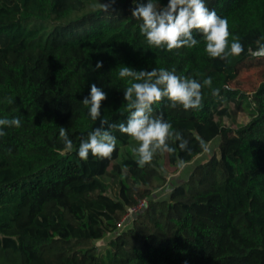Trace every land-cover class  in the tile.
I'll list each match as a JSON object with an SVG mask.
<instances>
[{"label": "trees", "instance_id": "16d2710c", "mask_svg": "<svg viewBox=\"0 0 264 264\" xmlns=\"http://www.w3.org/2000/svg\"><path fill=\"white\" fill-rule=\"evenodd\" d=\"M135 1L115 0L103 12L99 2L109 0H0V119L21 120L19 128L0 126L6 133L0 137V254L10 264H264V82L253 94L227 86L237 64L264 44V0H204L227 19L229 49L234 38L243 45L239 56L226 60L207 54L197 30L193 48L149 46L141 21L131 15ZM158 2L166 6L168 0ZM97 61H102L98 70ZM121 65L175 69L200 82L212 78L220 92L212 96L202 88L199 109L173 108L167 98L152 106L191 151L170 140L174 154L158 151L140 166L132 151L139 142L113 129L117 143L110 158L91 153L79 158L80 140L101 126L100 119L126 124L130 78L119 77ZM93 83L107 97L96 121L81 102ZM237 112L249 117L245 125L222 124ZM60 127L74 145L67 154ZM200 139L206 144L218 139V157L193 172L191 187L176 200L147 199L156 158L166 154L170 165L188 164L204 152ZM121 147L131 153L118 159ZM139 200L146 201L144 207L118 231ZM106 236V249L90 252ZM55 241L64 251L66 244L75 250L52 261L45 250ZM80 253L81 259L75 257Z\"/></svg>", "mask_w": 264, "mask_h": 264}, {"label": "clouds", "instance_id": "9594fccd", "mask_svg": "<svg viewBox=\"0 0 264 264\" xmlns=\"http://www.w3.org/2000/svg\"><path fill=\"white\" fill-rule=\"evenodd\" d=\"M114 2L115 0L99 2V10L108 12ZM131 15L141 21L140 33L147 44L158 49L171 51L182 47L193 48L198 44L193 35V30H197L205 41V51L212 58L226 60L228 56H239L244 51L238 38L233 39L229 49L230 32L227 19L218 16L214 10H209L204 0H168L166 6H161L158 0H147V3H137ZM256 55L264 57V44H260ZM101 67L102 61H97L95 69ZM119 77L130 78V86L124 90V101L130 110L126 124H113L107 119H100L101 126L89 132L87 138L80 140L79 158L87 160L89 153L110 158L117 143L113 129L139 142V147H133L132 151L138 155L137 163L140 166L151 163L158 151L174 154L177 149L169 146L170 140L179 142L181 151H191L188 141L173 130L169 122L161 115L153 114L152 106L167 98L173 108L181 105L185 110L199 109L203 106L202 88L207 86L212 96H217L220 92L219 88L212 87V78L207 77L200 82L177 75L175 69L153 68L151 71H137L123 65L120 67ZM106 98V93L95 83L90 86L89 95L81 102L90 106L88 114L91 120L100 118L101 102ZM13 102L11 98L8 99V103ZM0 126L19 128L21 120L19 117L2 118ZM4 135L6 133L0 130V137ZM59 137L64 144V153H70L74 145L64 127L59 128ZM199 143L204 152H211L203 139ZM183 165L184 161H179L178 166Z\"/></svg>", "mask_w": 264, "mask_h": 264}, {"label": "rangeland", "instance_id": "374dc122", "mask_svg": "<svg viewBox=\"0 0 264 264\" xmlns=\"http://www.w3.org/2000/svg\"><path fill=\"white\" fill-rule=\"evenodd\" d=\"M138 1V0H137ZM137 1L131 2L132 10H134V6H136ZM139 3H143L139 1ZM264 82V57L256 56L255 54L245 57L241 60L236 68L234 77L228 81V88L233 92H241L245 94H253L259 87L261 83ZM231 109L233 105L230 104ZM249 121V117L244 112H237L231 119L223 118L221 120L222 124L226 127L237 129L240 126L245 125ZM217 143L218 139L213 140L209 144V148L211 149L210 153L203 152L202 154L194 157L188 164L183 165V167H179L178 164L170 165L166 154H162L160 157L156 158V163L158 167H156V176H151L150 183L152 186L151 194L147 199H153L157 201H161L164 204H167L173 200L178 198V195L184 194L186 190L191 187L192 183L190 182L191 178L194 176L193 172L196 171L200 166H205L209 164V162L213 158H217ZM129 152L127 148H120V155L118 159H121V156L124 153ZM153 167V164H150ZM218 168L217 171L218 172ZM125 174V171H123ZM123 174L121 175V179L123 180ZM159 176L163 179H158ZM197 178V177H196ZM133 181V178L130 177L128 181L124 180V184L128 185ZM161 184L160 187H157ZM115 186L110 187V195L115 193ZM128 221H126L122 227H119L118 231H122L125 226H127ZM110 239V236H106L105 238L94 242L93 248L94 250H90V252L94 254H100L103 250L106 249L107 243ZM61 242L55 241L53 242L46 250V256L52 260L57 261L60 258H66L68 253L73 252L71 244H66L65 248L67 251L61 249ZM78 259H81V253L76 254ZM88 263V259L84 260ZM11 259L0 254V264H10Z\"/></svg>", "mask_w": 264, "mask_h": 264}, {"label": "built area", "instance_id": "2783aa9c", "mask_svg": "<svg viewBox=\"0 0 264 264\" xmlns=\"http://www.w3.org/2000/svg\"><path fill=\"white\" fill-rule=\"evenodd\" d=\"M254 54L256 55V53H254ZM256 56H258V55H256ZM145 204H146L145 200H139L134 206L128 208L125 216L119 222L118 227H121L128 218H130L132 215H134L138 211H140L144 207Z\"/></svg>", "mask_w": 264, "mask_h": 264}]
</instances>
